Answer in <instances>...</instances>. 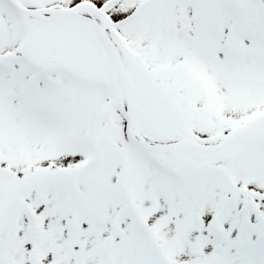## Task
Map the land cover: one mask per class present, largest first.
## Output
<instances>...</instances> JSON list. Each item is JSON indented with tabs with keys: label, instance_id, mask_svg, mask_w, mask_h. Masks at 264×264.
<instances>
[{
	"label": "snow or ice",
	"instance_id": "obj_1",
	"mask_svg": "<svg viewBox=\"0 0 264 264\" xmlns=\"http://www.w3.org/2000/svg\"><path fill=\"white\" fill-rule=\"evenodd\" d=\"M0 264H264V0H0Z\"/></svg>",
	"mask_w": 264,
	"mask_h": 264
}]
</instances>
